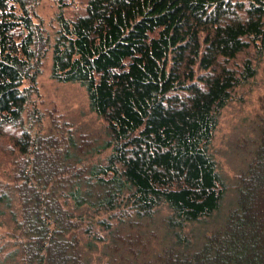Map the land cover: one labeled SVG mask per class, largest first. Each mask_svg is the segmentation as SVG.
Segmentation results:
<instances>
[{"label": "trees", "instance_id": "1", "mask_svg": "<svg viewBox=\"0 0 264 264\" xmlns=\"http://www.w3.org/2000/svg\"><path fill=\"white\" fill-rule=\"evenodd\" d=\"M57 20L51 44L28 0H0V142L19 134L22 264H94L84 249L101 241L104 264H264V115L236 206L202 241L189 230L225 194L209 145L258 73L239 57L264 53V0H88ZM50 49L52 78L83 86L106 122L90 151L111 149L105 163L84 166L74 138L58 147L23 127Z\"/></svg>", "mask_w": 264, "mask_h": 264}, {"label": "rangeland", "instance_id": "2", "mask_svg": "<svg viewBox=\"0 0 264 264\" xmlns=\"http://www.w3.org/2000/svg\"><path fill=\"white\" fill-rule=\"evenodd\" d=\"M28 1L35 22L41 24L50 35L51 44L59 28L57 20L59 12L62 10L66 17L73 18L85 12L88 2V0ZM246 55L252 58L258 67V73L250 82L233 92V98L220 114L219 124L209 148L225 185V194L215 214L203 217L189 225V230L197 242L202 241L204 235L221 226L229 210L236 206L238 176L246 171L252 159L258 135L256 126L260 117L264 115V53L260 56L254 48H251L248 53L239 57V61ZM23 127L34 136H43L48 142L58 144V147L66 138H74L77 144L74 151L77 153L76 156L83 160L84 166L105 163L111 153V149L99 154L90 152L95 146L105 141L106 122L92 110L88 93L83 86L74 82H59L52 78L51 49L43 60L37 79V91L32 94L27 105ZM16 135L19 134L11 133L10 136H5L3 143L0 142V264H22L21 254L18 252L19 242L23 238L19 230L22 209L17 193V184L20 181L16 177L18 167L16 157L19 155L18 150L16 151L12 146L14 139L18 137ZM52 162L47 161V163ZM5 194L6 198H10V204L1 199ZM164 213L161 212V215ZM108 217L106 213H99L94 216V219ZM88 220L89 218L84 223ZM95 229L104 237L107 236V232L99 225ZM83 237L85 241L82 243L87 244V235ZM98 243L100 247L98 250L94 249L96 252L85 248V256L92 258L94 264H104L108 259H100L104 246L102 247V241ZM156 243L153 239L151 247L154 248Z\"/></svg>", "mask_w": 264, "mask_h": 264}]
</instances>
